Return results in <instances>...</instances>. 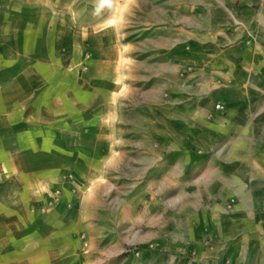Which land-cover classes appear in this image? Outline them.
<instances>
[{"label":"rangeland","instance_id":"rangeland-1","mask_svg":"<svg viewBox=\"0 0 264 264\" xmlns=\"http://www.w3.org/2000/svg\"><path fill=\"white\" fill-rule=\"evenodd\" d=\"M111 15L115 21L123 16ZM128 16L126 29L134 22V13ZM61 19L63 65L38 68V75L45 76L39 91L46 92V124H53L50 109L54 96L59 98L48 78L61 76V103L55 107L61 105L67 144L62 174L47 195L22 197L31 216L56 218L57 226L31 217L29 230L8 242L14 263L264 264V179L253 178V164L231 160L235 148L189 146L182 130L158 122L147 155L142 147L135 161L133 145L125 147L124 162L105 155V135L140 137L133 130L141 123L134 110L177 107L175 90L164 93L166 79L178 84L192 68H174L170 77L151 65L153 52L134 45L118 50L117 35H105V14H61ZM114 57L130 65L105 66V58ZM80 138L95 144L69 145ZM244 143L245 152L253 153L259 140Z\"/></svg>","mask_w":264,"mask_h":264},{"label":"crops","instance_id":"crops-1","mask_svg":"<svg viewBox=\"0 0 264 264\" xmlns=\"http://www.w3.org/2000/svg\"><path fill=\"white\" fill-rule=\"evenodd\" d=\"M131 12L133 28L126 29ZM61 14H105V35H117L118 50L134 45L135 50L153 52L156 62L151 65L165 68L170 77L174 68H192L178 84L166 79L164 93L175 90L177 107L134 110L141 123L130 129L140 137L105 135L109 161L124 162L130 145L137 148L135 161L142 147L147 155L153 127L161 122L167 130H182L189 146H232L236 152L231 160L253 164V178L264 179V0H0V264H15L8 242L28 231L35 217L22 197L47 195L62 174L67 144L62 140L61 105L55 107L61 103V76L48 78L59 98L54 96L50 109L53 124H46V92L39 91L45 76L38 75V68L63 65ZM111 14L123 16L115 21ZM128 65L117 57L105 58V66ZM216 103L225 110L215 112ZM255 137L259 144L246 153L244 139ZM75 141L69 145L95 144L91 138ZM36 216L46 227L57 226L56 218Z\"/></svg>","mask_w":264,"mask_h":264},{"label":"built area","instance_id":"built-area-1","mask_svg":"<svg viewBox=\"0 0 264 264\" xmlns=\"http://www.w3.org/2000/svg\"><path fill=\"white\" fill-rule=\"evenodd\" d=\"M213 109H214L215 112L221 113V112H223L225 110V107L221 103H216L214 105Z\"/></svg>","mask_w":264,"mask_h":264}]
</instances>
